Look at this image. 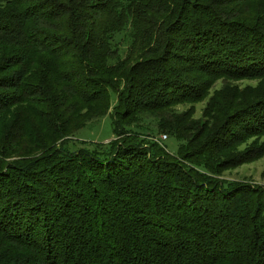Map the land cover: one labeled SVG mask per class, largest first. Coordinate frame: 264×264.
Masks as SVG:
<instances>
[{
	"label": "trees",
	"instance_id": "trees-1",
	"mask_svg": "<svg viewBox=\"0 0 264 264\" xmlns=\"http://www.w3.org/2000/svg\"><path fill=\"white\" fill-rule=\"evenodd\" d=\"M262 136L264 0H0V264H264Z\"/></svg>",
	"mask_w": 264,
	"mask_h": 264
},
{
	"label": "rangeland",
	"instance_id": "rangeland-1",
	"mask_svg": "<svg viewBox=\"0 0 264 264\" xmlns=\"http://www.w3.org/2000/svg\"><path fill=\"white\" fill-rule=\"evenodd\" d=\"M224 80H219L216 82L214 90H220L225 85ZM233 84H237L241 88H244L248 85L254 86L257 84L256 81H240ZM207 101L202 102L200 104L193 105L194 106V117L199 119L203 116V110L206 106ZM190 105H180L177 107V111L184 112L191 108ZM165 135H157L155 139L162 142L163 145L166 146L168 151L175 155L178 151L179 143L175 139L167 138L163 139ZM114 139L113 135V123L110 116L101 119L100 121L94 122L87 126L85 129L81 130L73 140L74 144L72 147H86L89 144L95 143H109ZM256 141V138L250 139L247 143L243 144L240 150H244L246 147L248 148L250 144ZM258 142H264V136L260 139H257ZM87 144V145H86ZM221 178L226 182H236L241 184L252 185L253 187H262L264 188V154L262 157L257 158L249 163H245L236 168L230 169L222 173Z\"/></svg>",
	"mask_w": 264,
	"mask_h": 264
},
{
	"label": "built area",
	"instance_id": "built-area-1",
	"mask_svg": "<svg viewBox=\"0 0 264 264\" xmlns=\"http://www.w3.org/2000/svg\"><path fill=\"white\" fill-rule=\"evenodd\" d=\"M168 137L167 136H163V139L166 140Z\"/></svg>",
	"mask_w": 264,
	"mask_h": 264
}]
</instances>
